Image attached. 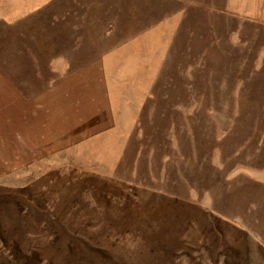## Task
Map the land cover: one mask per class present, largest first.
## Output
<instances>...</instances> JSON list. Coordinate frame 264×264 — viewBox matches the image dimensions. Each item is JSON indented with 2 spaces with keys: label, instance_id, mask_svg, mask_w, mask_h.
I'll use <instances>...</instances> for the list:
<instances>
[{
  "label": "rangeland",
  "instance_id": "1",
  "mask_svg": "<svg viewBox=\"0 0 264 264\" xmlns=\"http://www.w3.org/2000/svg\"><path fill=\"white\" fill-rule=\"evenodd\" d=\"M0 264H264V0H0Z\"/></svg>",
  "mask_w": 264,
  "mask_h": 264
}]
</instances>
